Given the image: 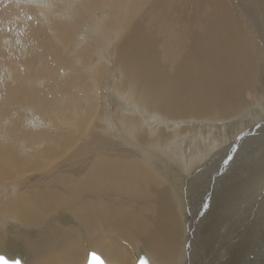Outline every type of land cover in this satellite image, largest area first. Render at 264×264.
Listing matches in <instances>:
<instances>
[{
	"label": "bare ground",
	"instance_id": "1",
	"mask_svg": "<svg viewBox=\"0 0 264 264\" xmlns=\"http://www.w3.org/2000/svg\"><path fill=\"white\" fill-rule=\"evenodd\" d=\"M18 1L0 0V255L264 264V0Z\"/></svg>",
	"mask_w": 264,
	"mask_h": 264
},
{
	"label": "rangeland",
	"instance_id": "2",
	"mask_svg": "<svg viewBox=\"0 0 264 264\" xmlns=\"http://www.w3.org/2000/svg\"><path fill=\"white\" fill-rule=\"evenodd\" d=\"M11 2H13L15 5H17L19 8H23L24 7V5L22 4H19V1L17 0H10ZM25 2H27V0H25ZM32 4V2L31 1H29V2H27V5L26 6H30ZM41 6H42V4H41ZM40 6V7H41ZM44 7H45V5H44ZM41 8H43V7H41ZM44 10H46V7L45 8H43ZM18 10H16V12H17ZM29 11V10H28ZM30 12V11H29ZM63 12H65V10L63 11ZM17 13H21V14H23V20L22 19H16V18H11V22H12V20H13V22H15L16 24H14V26H18V25H20V26H23V25H32V24H35V27H37L38 26V24L40 25V23L38 22V20H37V18H36V16L34 15V16H32L31 15V13L30 14H28V13H26L25 11H21V10H19ZM66 14V12L63 14V15H65ZM5 16H9V15H5ZM93 17L95 16V17H98V13H95L94 15H92ZM93 17H91V18H89L85 23H83V24H81L80 26H77V27H75V31H76V33H77V35H81L82 33L83 34H85L86 32H83V31H87V33H89L90 32V30L88 29V27L91 25V23H92V19H93ZM5 20V22H6V24H1V26H8V27H11V25H13V24H10L9 22L7 23V19L6 18H4ZM13 26V27H14ZM41 26V25H40ZM21 29H22V27H21ZM78 29V30H77ZM19 32V34L20 35H22V34H24L25 35V33H23L22 31H18ZM19 40L20 41H18L16 44V47H15V49L17 50L18 48H23V47H26V48H28V47H30V48H32L33 50H35V51H37V52H40L41 50H42V47L40 46V45H38V44H36V43H32V42H30V41H24L22 38H19ZM80 40H82L83 41V39H80ZM2 41H6V38L4 39V38H2V40H0V46L2 47V46H5V45H2L1 44V42ZM28 42V43H27ZM27 43V44H26ZM25 44V45H24ZM20 45V46H19ZM23 45V46H22ZM7 54H8V56L10 57L11 55H12V58L11 59H14L15 58V50L14 49H11V51L9 50V51H7ZM18 64L17 65H19V66H21V64L19 63V62H17ZM1 68H2V72L3 73H6V66L5 65H1ZM101 68H103V67H101ZM21 70H22V68H21ZM23 75H24V73H23ZM63 79V74L61 73L60 74V77H59V80H62ZM27 110H28V108H26ZM71 121H74V119H72ZM70 121V122H71ZM264 131V125L263 126H261L260 128H259V130L258 131H256V132H254V134L255 133H258V132H263ZM264 134V133H263ZM262 134V135H263ZM251 136H253V135H251ZM251 136H249V137H251ZM239 142L238 141H233V143L231 144V145H234V144H238ZM221 153H219V154H216V155H212V156H210V155H208V157H207V159H206V161H207V163H206V168H208L209 166H212V164H215L216 163V161H217V157H218V155H220ZM226 160H229V157H227L226 159H225V161ZM190 176H192V178H195V179H198V177L200 176V173H198V174H191ZM189 176V177H190ZM186 228H187V231H188V226H189V222H187V220H186ZM196 248V247H195ZM199 250V249H198ZM199 252H200V250H199ZM256 253H253V252H250L249 253V255H248V258L249 259H252L253 258V256L255 255ZM224 256H222V258H223ZM142 259V261H140V262H138L137 264H140V263H142V264H147V263H145L146 261L143 259V258H141Z\"/></svg>",
	"mask_w": 264,
	"mask_h": 264
},
{
	"label": "water",
	"instance_id": "3",
	"mask_svg": "<svg viewBox=\"0 0 264 264\" xmlns=\"http://www.w3.org/2000/svg\"><path fill=\"white\" fill-rule=\"evenodd\" d=\"M103 259L94 252L88 253V258L86 264H105ZM0 264H21L19 259L15 258L14 260H7L4 256L0 255Z\"/></svg>",
	"mask_w": 264,
	"mask_h": 264
}]
</instances>
